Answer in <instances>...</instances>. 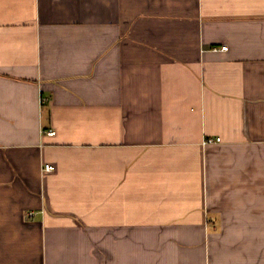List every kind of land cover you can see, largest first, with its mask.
Here are the masks:
<instances>
[{
	"label": "crops",
	"instance_id": "crops-1",
	"mask_svg": "<svg viewBox=\"0 0 264 264\" xmlns=\"http://www.w3.org/2000/svg\"><path fill=\"white\" fill-rule=\"evenodd\" d=\"M0 264H264V0H0Z\"/></svg>",
	"mask_w": 264,
	"mask_h": 264
},
{
	"label": "built area",
	"instance_id": "built-area-1",
	"mask_svg": "<svg viewBox=\"0 0 264 264\" xmlns=\"http://www.w3.org/2000/svg\"><path fill=\"white\" fill-rule=\"evenodd\" d=\"M221 48L226 49V46H222ZM214 49L216 50V48H214ZM48 134L53 135V134H55V131L49 130ZM219 140H220L219 137H217V138L209 137V138H205L203 144H211V143H214V142L219 141ZM53 169H54V166L51 164H45L44 168H43L44 171H48V172L52 171ZM31 214H32V212H29V215H31Z\"/></svg>",
	"mask_w": 264,
	"mask_h": 264
}]
</instances>
